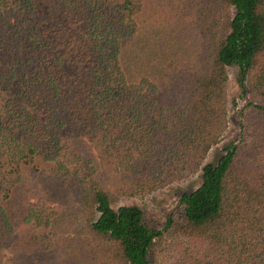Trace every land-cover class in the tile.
<instances>
[{
    "label": "trees",
    "instance_id": "obj_1",
    "mask_svg": "<svg viewBox=\"0 0 264 264\" xmlns=\"http://www.w3.org/2000/svg\"><path fill=\"white\" fill-rule=\"evenodd\" d=\"M149 1L0 0V250L58 240L60 205L16 194L32 166L75 199L90 264H264V0H196L202 52L130 78L122 51ZM229 67L238 136L205 161L225 128ZM194 175L160 223L116 205Z\"/></svg>",
    "mask_w": 264,
    "mask_h": 264
},
{
    "label": "rangeland",
    "instance_id": "obj_2",
    "mask_svg": "<svg viewBox=\"0 0 264 264\" xmlns=\"http://www.w3.org/2000/svg\"><path fill=\"white\" fill-rule=\"evenodd\" d=\"M196 0H150L144 13L139 17L137 33L124 45L122 62L133 78L137 70L145 74L146 65L159 61L166 56L177 53L184 55L202 52L203 37L196 26L194 6ZM228 81L226 85V123L221 141L212 147L205 161H213L221 153V148L238 136L240 119L237 108L241 103L239 89L234 79L235 69L227 68ZM74 148L82 158H90L97 167V175L101 182H107V173L96 152L81 143ZM199 177L194 175L188 181L171 184L145 196H121L116 205L135 204L149 208L158 223L167 215L177 216V194L179 189L197 185ZM54 181H50L43 168L27 167L23 180L16 190L19 196H46L60 205L61 214L54 223L58 235L56 245L48 251L34 250L30 253L0 250V264H23L32 262H52L54 264H90L91 260L84 257L83 241L87 239L85 228L76 209L75 199L62 191ZM64 193V194H62ZM152 264H160L157 257Z\"/></svg>",
    "mask_w": 264,
    "mask_h": 264
}]
</instances>
